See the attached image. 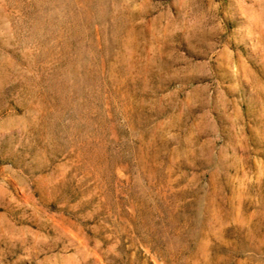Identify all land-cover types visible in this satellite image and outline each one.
<instances>
[{
	"label": "rangeland",
	"instance_id": "rangeland-1",
	"mask_svg": "<svg viewBox=\"0 0 264 264\" xmlns=\"http://www.w3.org/2000/svg\"><path fill=\"white\" fill-rule=\"evenodd\" d=\"M0 264H264V0H0Z\"/></svg>",
	"mask_w": 264,
	"mask_h": 264
}]
</instances>
